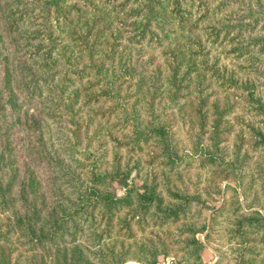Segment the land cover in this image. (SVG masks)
Listing matches in <instances>:
<instances>
[{
  "label": "rangeland",
  "instance_id": "374dc122",
  "mask_svg": "<svg viewBox=\"0 0 264 264\" xmlns=\"http://www.w3.org/2000/svg\"><path fill=\"white\" fill-rule=\"evenodd\" d=\"M144 1L130 0L121 15L126 61L120 64L130 74L118 82L123 96L115 112L109 111L114 102L81 99L86 82L47 71L36 91L15 86V110L6 93L0 95L5 102L0 111L1 173L12 178L15 191L27 187L28 200L44 222L55 205L70 208L75 186H88L92 168L101 165L97 172H109L120 167L129 177L126 185L110 186L117 194L146 184L155 187L164 208L186 204L179 220L160 217L154 209L144 214L134 226L136 238L126 241L131 256L141 243L148 248L147 264H264V0H195L200 7L182 0L183 10L177 13L171 11L173 2L165 1L163 15H155L151 32L142 35L139 28L147 21L148 7L133 16L129 12ZM49 5L48 0H0V29L17 10L26 12L16 30L2 31L0 80L7 64L25 58L34 66L28 57L36 43L32 20ZM180 17L187 19L179 22ZM55 84L68 85L66 96L78 89L81 97L73 106L64 105V97L54 109L56 91L50 90ZM31 114L44 118L46 129L39 130L48 142L40 147V156L31 153ZM137 125L144 132L141 137L134 131ZM153 127L163 128L165 138L154 131L144 139ZM166 145L177 154L176 163L168 159ZM242 218L254 221L238 227ZM92 230L69 228L56 240L58 246L36 245L25 237L26 248H32L23 252L25 263L44 258L41 263L49 264L46 251L66 244L70 258L77 237L91 239V252H106Z\"/></svg>",
  "mask_w": 264,
  "mask_h": 264
},
{
  "label": "trees",
  "instance_id": "16d2710c",
  "mask_svg": "<svg viewBox=\"0 0 264 264\" xmlns=\"http://www.w3.org/2000/svg\"><path fill=\"white\" fill-rule=\"evenodd\" d=\"M22 1L24 0H15L16 3L20 4ZM48 1H50V5L46 6L41 16H38L40 18H36L40 20H32L33 25L37 27L32 32L36 43L33 44L28 57L34 66H29L25 58L16 61L13 65L7 64L4 77L0 80V95L3 92L6 93L11 109L15 110L17 100H15L14 90L30 89L36 91L41 85L43 73L47 71L53 76L60 74L68 81L76 79L83 84L86 82V94L81 99L87 98L86 101L89 103L99 102L101 99L106 102H114V108L109 109V111L115 112V108L120 107L118 104L120 96H123L122 91H119L118 82L124 79L126 74H130L125 63L120 64L123 59L125 60V46H121L120 35L122 33L119 30L125 25L120 20L121 15L126 11V4L130 3V0H125L123 3L118 2L119 0ZM135 1L133 0V2ZM165 1L170 0H145L137 6L138 8L129 12L133 16L146 10L143 7H148V10L144 11L147 21L145 24H141L142 26L139 28L142 35L151 32L150 24L154 17L163 15ZM171 1L174 5L171 11L177 13L183 10L182 0ZM191 1L193 4L198 3L197 6L200 7V2ZM17 11H20L19 14L11 18L5 28L0 29V40H2L3 30L13 31L17 29V24L24 23L23 19H26L24 18L26 12ZM188 11L187 13H189ZM163 18L161 17V19ZM186 19V17H180L178 21L184 22ZM157 20L159 21V18ZM2 61H4L3 58ZM67 87L68 85L58 86L56 84L54 87L52 86L50 91L53 93L56 91L51 97L53 101L55 100L52 108L55 109L59 104H62L64 97L67 99L63 103L68 106L75 105L81 97L78 89L73 90L72 95L66 96ZM32 100L33 98L30 96L29 101L32 102ZM4 105L5 102L0 96V111ZM106 112L107 110H104L101 114L105 116ZM28 118L33 119L31 125L27 124L28 131L31 133L29 137L33 142L31 153L40 156L44 151V148L40 149V147L48 142L44 139L43 130H39L42 127L45 128L41 123L44 118L35 114L29 115ZM72 120L79 123L74 116H72ZM1 124L0 120V128L2 127ZM85 129L88 128L85 127ZM38 131L42 132L38 133ZM134 131L138 133L139 137L144 135L143 131L138 130V125ZM154 131L157 135L165 138L163 128L153 127L146 133L144 139H149L152 134L154 135ZM2 133L0 130V136ZM166 150L170 157L168 159L176 163L177 154L167 145ZM3 160L4 153L0 150V264H26L23 252H29L32 248H26L25 237L36 245L44 246L50 242L58 246L56 240L63 237L67 229L73 228L80 231L83 230V225L93 229L92 238L103 243L106 252L100 248L91 252V249L94 248V243L90 242L91 239L85 236L87 238L82 241L77 237L74 240L71 249L73 255L70 258L69 244L57 249H48L45 258L51 259L49 264H100L95 261L101 257L108 259L105 264H127L129 260L147 264L146 253L148 248L146 249L144 244L139 243L135 250L138 254L131 256L132 248L126 242L136 238L137 233L134 226L141 223L142 216L153 209L162 214L160 217L179 220L186 205L180 208H164L163 199L155 187L146 184L143 187L131 188L125 194L119 195L115 192V188H110V186L114 184L126 185L129 174L123 172L120 167L109 172H97L101 166L98 165L90 170L91 176L88 177L89 183L86 188L75 186L73 194L76 199L70 208H66L64 204V206H58L56 203L57 205L49 212L46 221L41 222L40 210L28 200L27 187L24 186L15 191L12 178L4 177L1 173L5 167ZM136 188L143 190H135ZM68 209L71 210L67 211ZM242 219L238 227L244 226L245 221L249 223L254 221L251 218ZM185 231L184 229L182 232ZM236 231L244 232L241 228L236 229ZM261 239L264 242V231ZM91 254L96 260L90 257ZM44 261L43 258L41 262ZM250 261L254 262V260ZM41 262L38 264H42Z\"/></svg>",
  "mask_w": 264,
  "mask_h": 264
}]
</instances>
